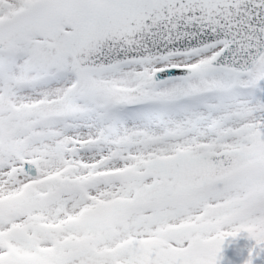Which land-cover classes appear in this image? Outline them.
Here are the masks:
<instances>
[{
  "label": "snow or ice",
  "instance_id": "6c2138e0",
  "mask_svg": "<svg viewBox=\"0 0 264 264\" xmlns=\"http://www.w3.org/2000/svg\"><path fill=\"white\" fill-rule=\"evenodd\" d=\"M0 264H264V0H0Z\"/></svg>",
  "mask_w": 264,
  "mask_h": 264
}]
</instances>
